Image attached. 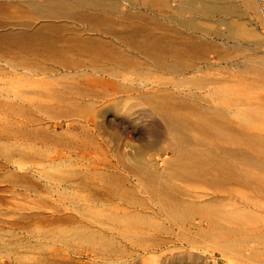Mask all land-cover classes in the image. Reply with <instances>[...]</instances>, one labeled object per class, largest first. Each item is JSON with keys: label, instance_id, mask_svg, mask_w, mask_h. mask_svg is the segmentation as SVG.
Here are the masks:
<instances>
[{"label": "bare ground", "instance_id": "1", "mask_svg": "<svg viewBox=\"0 0 264 264\" xmlns=\"http://www.w3.org/2000/svg\"><path fill=\"white\" fill-rule=\"evenodd\" d=\"M213 21L226 31L209 26ZM7 49H16L19 68L41 85L30 100L53 101L42 105L45 112L67 116L92 110L106 127L109 109L95 107L97 102L122 96L140 100L159 119L150 126L163 129L174 152L162 171L146 160V143L133 155L116 149L123 171L114 172V195L122 203H114L107 218L126 221L125 235L136 227L160 226L163 216L183 227L180 221L191 223L198 215L207 221L206 237L223 246L262 238L257 223L264 198V100L248 93L264 88V37L236 0H0V50ZM217 64L232 68L236 78L205 75ZM156 72L162 75L152 80ZM39 75L44 77L36 79ZM180 85L189 92L176 91ZM193 88L206 89L215 99ZM122 127L114 124L116 140L122 139ZM48 167L53 171L46 170L47 182L80 181L78 188L62 186L63 191L89 187L92 193L78 208L89 218L63 236L94 242L108 236L100 216L111 203H102L97 195L102 192L87 181L94 171L62 158ZM231 186L244 189L238 202H231ZM206 187L228 193L230 201L226 195L194 197V189ZM149 199L152 212L145 211Z\"/></svg>", "mask_w": 264, "mask_h": 264}, {"label": "rangeland", "instance_id": "2", "mask_svg": "<svg viewBox=\"0 0 264 264\" xmlns=\"http://www.w3.org/2000/svg\"><path fill=\"white\" fill-rule=\"evenodd\" d=\"M236 2L264 37V0ZM161 11L168 14L164 7ZM208 25L219 27L214 21ZM219 28L226 31L225 26ZM213 38L214 35L209 40ZM17 57L16 49L0 50V264H264L263 197H260L257 223L261 226L258 231L262 234L261 239L253 237L255 239L223 246L206 237L207 221L198 215L191 223L180 221L183 227L163 216L162 225L136 227L130 235H125L126 221L114 222L107 218V214L114 211V203H122V198L114 195V186L117 187L114 172L123 171V166L116 165V149L133 155L142 142L146 143L150 147L146 160L154 162L162 171L174 152L167 148L170 142L163 129L150 126L159 119L150 116L147 106L140 100H122V96L118 100L113 97L97 102L95 107L109 109L105 114L106 127L99 125L101 118H93L92 110L67 116L45 112L42 105L53 101L30 100L35 96L32 91L41 85L30 81L33 77L19 68ZM231 71L232 68L217 64L208 71L212 74L205 75L235 79ZM160 75L161 72L154 73L152 80ZM164 76L168 80L175 77ZM40 77L44 76H35L36 79ZM163 86L168 90L173 88L170 84ZM188 88L180 85L176 91L185 95ZM193 91L204 98L215 99L206 89L193 88ZM248 94L255 100H264V88H253ZM115 123L123 126L118 129L123 133L121 140L114 137ZM45 134L49 136L45 137ZM55 135L61 138H55ZM22 148L24 153L20 151ZM61 158L67 159L74 168L94 171L87 181L92 188L102 192L97 194L102 203H111L100 216L106 221L104 227L108 236L95 242L63 236L73 233L86 220L88 216L78 208L90 202L88 198L92 193L89 187L74 194L63 191L62 186L68 190L78 188L80 181L68 182L57 177L47 182L46 170L53 171L48 166ZM22 173L26 175L24 179ZM127 174L136 181L135 176ZM231 189V202H238L244 189L238 186H231ZM192 193L199 199L226 195L230 201L228 193H215L209 187L194 189ZM148 202L150 206L145 211L152 212L155 204L150 199ZM199 222L201 226H197Z\"/></svg>", "mask_w": 264, "mask_h": 264}]
</instances>
